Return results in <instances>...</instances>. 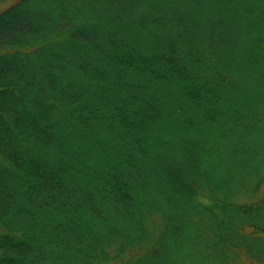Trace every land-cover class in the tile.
Returning a JSON list of instances; mask_svg holds the SVG:
<instances>
[{"label":"trees","instance_id":"trees-1","mask_svg":"<svg viewBox=\"0 0 264 264\" xmlns=\"http://www.w3.org/2000/svg\"><path fill=\"white\" fill-rule=\"evenodd\" d=\"M0 264H264V0H0Z\"/></svg>","mask_w":264,"mask_h":264}]
</instances>
